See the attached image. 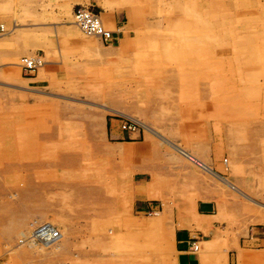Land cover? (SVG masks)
<instances>
[{
	"label": "rangeland",
	"instance_id": "rangeland-1",
	"mask_svg": "<svg viewBox=\"0 0 264 264\" xmlns=\"http://www.w3.org/2000/svg\"><path fill=\"white\" fill-rule=\"evenodd\" d=\"M98 1L0 0V264H176L171 209L193 198L223 213L215 264H264L242 241L264 236V0ZM81 5L119 15L113 45ZM123 117L134 142L106 136ZM136 171L161 211H133ZM46 221L57 241L20 242Z\"/></svg>",
	"mask_w": 264,
	"mask_h": 264
},
{
	"label": "crops",
	"instance_id": "crops-1",
	"mask_svg": "<svg viewBox=\"0 0 264 264\" xmlns=\"http://www.w3.org/2000/svg\"><path fill=\"white\" fill-rule=\"evenodd\" d=\"M99 3V1L97 0ZM96 4V2H95ZM103 22L108 29H113L117 34L122 33L121 27L123 26L118 14H111L110 11H99ZM117 38V35L115 36ZM126 36L120 38L119 43H123ZM117 44V45H118ZM113 45V44H112ZM33 55V54H32ZM44 62H46L44 60ZM48 63V64H47ZM46 66L54 63L48 61ZM39 73V72H38ZM34 74H37V69ZM41 74H44L42 68ZM27 78H33L28 76ZM106 136L116 139L115 142L130 143L133 132L122 130L115 125L112 120L105 121ZM141 147L130 145L128 151L132 152L134 158H140ZM141 171H136L133 174V182L136 183L134 200L132 209L134 212H146L157 209H163L162 203L155 197L148 196V189L145 183L147 182L146 176L135 177ZM150 195V194H149ZM152 212V211H150ZM170 223L172 232V246L176 264H215V258H211V248L217 241L221 240L220 219L223 218V213L216 211V202L212 198H193L187 204L185 202H178L171 209ZM151 224V222H150ZM258 230L250 229L248 236L242 238L246 245L260 249L264 247V236L258 234ZM228 253L226 260L228 264H259L260 258L258 254L252 250H240L238 253ZM238 254V255H237ZM204 255H207L204 257Z\"/></svg>",
	"mask_w": 264,
	"mask_h": 264
},
{
	"label": "built area",
	"instance_id": "built-area-1",
	"mask_svg": "<svg viewBox=\"0 0 264 264\" xmlns=\"http://www.w3.org/2000/svg\"><path fill=\"white\" fill-rule=\"evenodd\" d=\"M98 13H99L98 11L86 5L78 6L73 10V15L76 23L85 32L99 36L101 41L112 43L115 40L114 31L111 29H107L103 25ZM0 28H2L1 24H0ZM20 60H21V69L27 74L33 72L39 65L42 64L41 58H39V56L36 53H34L32 56L23 55L21 56ZM120 127L122 129L133 131V130H138L137 127H141V126L137 122L129 118L123 117ZM36 229L40 238H41L40 233L42 234V238L46 236L47 225L45 223L39 224ZM56 233L57 232L54 230L53 236H55Z\"/></svg>",
	"mask_w": 264,
	"mask_h": 264
},
{
	"label": "bare ground",
	"instance_id": "bare-ground-1",
	"mask_svg": "<svg viewBox=\"0 0 264 264\" xmlns=\"http://www.w3.org/2000/svg\"><path fill=\"white\" fill-rule=\"evenodd\" d=\"M99 14V13H98ZM99 17L103 23V25L105 26L103 20H102V17L101 15L99 14ZM2 25V28L3 29V24ZM106 27V26H105ZM107 28V27H106ZM108 29V28H107ZM91 34V33H90ZM95 35V34H93ZM97 36V35H96ZM99 37V36H98ZM103 42V41H102ZM113 43H109V45H112ZM32 56V55H31ZM39 58L43 59L42 56L40 54H38ZM41 65H39L38 67H40ZM38 67L36 69H38ZM35 69V70H36ZM34 70V71H35ZM33 71V72H34ZM226 162V161H225ZM42 223H45L47 225V229H46V238H42V234L40 233V236L41 238L39 237L38 235V232H37V226L39 224H42ZM56 231V235L53 236V231ZM61 232H60V229L55 225H53L52 223L46 221V222H41V223H36L34 225H32L29 229H25L24 230V234L21 236L20 238V242L23 243V244H29L31 241H35V242H40V240H42L44 243H48V241H57L56 238H58L60 236Z\"/></svg>",
	"mask_w": 264,
	"mask_h": 264
}]
</instances>
